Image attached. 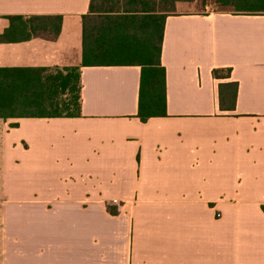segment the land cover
Wrapping results in <instances>:
<instances>
[{
    "label": "crops",
    "instance_id": "1",
    "mask_svg": "<svg viewBox=\"0 0 264 264\" xmlns=\"http://www.w3.org/2000/svg\"><path fill=\"white\" fill-rule=\"evenodd\" d=\"M157 3L0 0V69L81 82L80 117L0 118V264H264V16L178 2L158 22ZM104 14L155 23L165 117H136L140 66H83V17Z\"/></svg>",
    "mask_w": 264,
    "mask_h": 264
},
{
    "label": "trees",
    "instance_id": "2",
    "mask_svg": "<svg viewBox=\"0 0 264 264\" xmlns=\"http://www.w3.org/2000/svg\"><path fill=\"white\" fill-rule=\"evenodd\" d=\"M193 1L158 0V9L161 3L164 6V14L157 17L158 22L160 19L164 22L175 13L176 3ZM215 4V12L218 13L264 16V0H215ZM113 10L107 7L104 12L112 13ZM60 26L61 17H35L28 20L27 28L31 34L57 35ZM151 28L155 30L154 22L150 24L133 15L83 17V66L113 64L141 67L136 117L142 123L150 118L166 116L165 69L160 64L161 35L158 29V37L153 40L148 32ZM223 72L227 73L226 77ZM212 75L215 79L227 78L230 69L213 70ZM225 88L228 93L223 91ZM237 88V83L219 85L220 103L226 96L233 107ZM80 91L79 67L64 70L0 69V118L80 117ZM109 211L116 213L113 208Z\"/></svg>",
    "mask_w": 264,
    "mask_h": 264
},
{
    "label": "rangeland",
    "instance_id": "3",
    "mask_svg": "<svg viewBox=\"0 0 264 264\" xmlns=\"http://www.w3.org/2000/svg\"><path fill=\"white\" fill-rule=\"evenodd\" d=\"M186 9L192 12H200V13L215 12L217 10V5L215 4V0H195L191 2ZM2 222H3V209L0 207V241L2 236Z\"/></svg>",
    "mask_w": 264,
    "mask_h": 264
}]
</instances>
